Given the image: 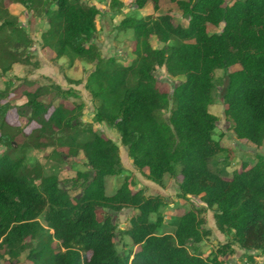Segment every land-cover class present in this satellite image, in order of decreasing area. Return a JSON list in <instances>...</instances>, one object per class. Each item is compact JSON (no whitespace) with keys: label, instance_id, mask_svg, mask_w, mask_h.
Instances as JSON below:
<instances>
[{"label":"trees","instance_id":"obj_1","mask_svg":"<svg viewBox=\"0 0 264 264\" xmlns=\"http://www.w3.org/2000/svg\"><path fill=\"white\" fill-rule=\"evenodd\" d=\"M14 1L47 17L42 47L53 50L56 60L93 64L86 89L96 105L94 119L119 132L133 163L160 185L168 176H180L181 198L200 196L215 209L219 230L233 232L242 249L264 252V153L252 164L244 161L231 177L214 169L212 159L226 147L214 137L219 117L209 110L216 72L227 70L225 115L237 138L264 145V0H170L187 26L176 24L170 13L127 16L120 28L131 30L135 41L130 64L105 57L95 42L101 15L97 5ZM104 1L123 6L119 0ZM161 1L133 0V5L140 10L152 3L157 12ZM210 25L221 30L211 33ZM154 38L161 45L155 46ZM34 43L19 18L0 3L1 72L27 62ZM159 68L185 79L173 91L162 89ZM51 93L80 98L76 89L58 84L26 91L18 112L38 126L17 147L24 130L9 122L12 104L4 99L10 92L0 90V143L8 147L0 155V260L18 264L26 254L34 264H222L194 245L208 234L201 209L173 216L168 223L172 231L162 232L168 226L162 196L133 190L128 177L107 194L106 178L123 172L119 145L84 122V101L73 106L45 101ZM31 148H52L46 158L56 167L82 154L89 170L61 179L46 171V163H28ZM125 209L136 213L128 227L119 229L114 216ZM118 232L131 239L128 251H118Z\"/></svg>","mask_w":264,"mask_h":264},{"label":"rangeland","instance_id":"obj_2","mask_svg":"<svg viewBox=\"0 0 264 264\" xmlns=\"http://www.w3.org/2000/svg\"><path fill=\"white\" fill-rule=\"evenodd\" d=\"M97 5L101 9V15L98 19V29L94 40L102 50L105 57L116 56L125 64H130L135 58L133 50L135 41L132 31L121 30L120 23L127 16L143 17L149 14L159 15L170 13L176 24L187 26L188 22L183 17L182 12L177 4L170 0H162L159 11H154L153 4L149 3L144 9H137L133 5V0H119L123 3L122 7L113 8L109 2L104 0H85ZM232 0H229L231 2ZM10 12L19 18V23L26 28L28 33L33 37L34 44L30 48V57L27 62L16 63L7 73L0 70V90L8 89L10 94L4 101H9L12 107L8 113V120L13 125L20 127L24 131L18 135L15 145H20L25 139V135L30 133L38 126L36 122L29 123L27 117L19 114L18 108L26 101L25 92L34 91L40 85L58 84L63 89H76L80 98L71 97L63 99L51 93L45 98V101L63 102L68 106H73L75 101H84L86 103L85 123L92 124L94 130L99 134L115 141L120 148L123 172L120 175L108 176L106 178L107 194L112 195L122 185L128 177L133 190L142 189L146 195H160L165 200L162 207L164 223L167 225L175 215H181L192 207L201 209L204 219V228L208 231L203 238L195 242V247L204 257L217 259L222 264H264V252L260 250H245L240 247L234 238L233 232H222L219 230L215 220V209L208 208L200 196H189L181 198L179 196L180 176L165 178L162 185L153 182L148 178V170L138 168L128 155L127 148L123 145L119 132L106 123H98L94 119L96 105L92 95L86 89L88 75L94 66L91 62L85 60H76L70 65L68 58L63 57L55 59V52L51 49L42 47V34L49 27L46 16H37L29 11L20 3L14 0H0ZM221 27L209 26V32H219ZM155 46L161 45L156 38L152 40ZM236 68V67H235ZM232 68L231 70L235 69ZM227 70H218L216 72V88L214 90V102L210 106L211 113L219 117L215 130V139L226 147V151L211 161L214 169H220L224 176L231 177L233 172L240 169L243 162L250 164L256 161L258 153H264V145L257 146L247 140L239 139L233 131L232 122L226 117L224 109V91L227 82ZM162 89L173 91L174 88L182 82L185 77H173L166 72L165 68H159L156 71ZM8 147L0 143V155L6 152ZM52 148L46 150L28 149L26 152L27 161L30 165L46 163L47 172L58 173L61 179H71L79 171H88L86 160L83 155L72 158L66 165L56 167V162L50 155ZM46 158V159H45ZM136 213L134 209H125L116 214L115 221L119 229H125L129 225L130 217ZM162 232H171L169 224ZM116 245L120 253L132 248L131 239L124 233L118 232L116 236ZM133 249L135 247L133 246ZM5 260L1 259L0 264ZM18 264H34L23 254Z\"/></svg>","mask_w":264,"mask_h":264}]
</instances>
